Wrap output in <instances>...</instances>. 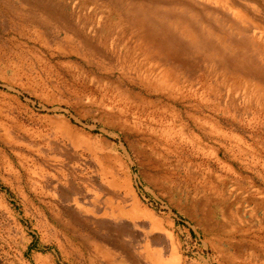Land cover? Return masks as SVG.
<instances>
[{"label": "rangeland", "instance_id": "obj_1", "mask_svg": "<svg viewBox=\"0 0 264 264\" xmlns=\"http://www.w3.org/2000/svg\"><path fill=\"white\" fill-rule=\"evenodd\" d=\"M0 264H264V0H0Z\"/></svg>", "mask_w": 264, "mask_h": 264}]
</instances>
